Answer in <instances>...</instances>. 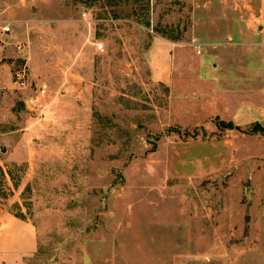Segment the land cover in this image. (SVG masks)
Masks as SVG:
<instances>
[{
  "label": "rangeland",
  "instance_id": "rangeland-1",
  "mask_svg": "<svg viewBox=\"0 0 264 264\" xmlns=\"http://www.w3.org/2000/svg\"><path fill=\"white\" fill-rule=\"evenodd\" d=\"M256 16L255 0H0V226L32 224L28 264H264V118L234 44ZM156 37L245 65L223 108L158 80Z\"/></svg>",
  "mask_w": 264,
  "mask_h": 264
},
{
  "label": "crops",
  "instance_id": "crops-1",
  "mask_svg": "<svg viewBox=\"0 0 264 264\" xmlns=\"http://www.w3.org/2000/svg\"><path fill=\"white\" fill-rule=\"evenodd\" d=\"M255 8L256 23L243 26L244 30L239 31V40L234 44L241 49L249 48V53L252 54L247 67L250 79L243 80L242 84L246 82L248 91L253 93L249 102L250 117L254 116V120L260 121L261 117L264 118V0H255ZM187 47L156 37L148 51L153 59V73L160 82H172L174 79L176 92L180 97L192 99L199 96L207 102L208 113H212V108L215 107L217 112L224 107V91L226 82L229 81L227 75L231 72L236 78L239 72L237 67L245 65H236L234 58L232 65L226 66L223 62L214 66L208 59L201 61L194 49ZM164 61L168 65H164ZM210 104L215 107L207 106ZM259 106L263 110L257 112L256 108ZM36 247V231L32 224L8 215L0 226V264H28Z\"/></svg>",
  "mask_w": 264,
  "mask_h": 264
},
{
  "label": "built area",
  "instance_id": "built-area-1",
  "mask_svg": "<svg viewBox=\"0 0 264 264\" xmlns=\"http://www.w3.org/2000/svg\"><path fill=\"white\" fill-rule=\"evenodd\" d=\"M1 32H2L3 34H6V33L10 32V27H9V26L2 27V28H1ZM194 46H196V45H194ZM98 49H99V50L102 49L101 45H99ZM194 49L197 50L196 52H197L198 54L200 53V52H199V47H194ZM46 91H47V90H46L45 87H42V88L39 89V91L37 92L36 98H35V102H36V103H38V100H40V99H42V98L45 97V95H46Z\"/></svg>",
  "mask_w": 264,
  "mask_h": 264
},
{
  "label": "trees",
  "instance_id": "trees-1",
  "mask_svg": "<svg viewBox=\"0 0 264 264\" xmlns=\"http://www.w3.org/2000/svg\"><path fill=\"white\" fill-rule=\"evenodd\" d=\"M226 126L229 128H232L231 123H228ZM253 127H254L253 129H255V128H258L259 126L257 124H255Z\"/></svg>",
  "mask_w": 264,
  "mask_h": 264
}]
</instances>
